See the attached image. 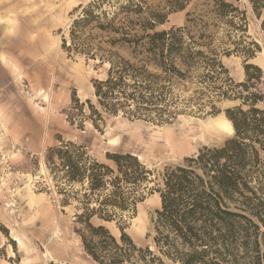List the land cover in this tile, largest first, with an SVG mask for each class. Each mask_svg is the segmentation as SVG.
I'll return each instance as SVG.
<instances>
[{"label":"trees","instance_id":"16d2710c","mask_svg":"<svg viewBox=\"0 0 264 264\" xmlns=\"http://www.w3.org/2000/svg\"><path fill=\"white\" fill-rule=\"evenodd\" d=\"M238 1L204 0L183 25L162 29L174 8L146 0H91L77 9L63 48L107 71L92 80L95 101L74 97L71 123L80 116L98 127L105 116L121 115L165 124L187 113L223 112L234 129L223 145L204 146L159 172L132 152H107L103 161L62 137L49 147L59 202L74 206V231L95 263L264 264V73L249 62L261 47L248 41L247 11ZM249 2L264 33V0ZM232 53L245 57L242 81L223 62ZM222 101L234 104L222 109ZM154 193L161 206L152 245L140 246L125 216ZM102 221H115L119 235Z\"/></svg>","mask_w":264,"mask_h":264},{"label":"rangeland","instance_id":"374dc122","mask_svg":"<svg viewBox=\"0 0 264 264\" xmlns=\"http://www.w3.org/2000/svg\"><path fill=\"white\" fill-rule=\"evenodd\" d=\"M90 1L0 0V264H97L74 231V206L61 205L47 167V149L58 144L60 137L85 145L90 155L103 161L107 152H132L159 172L165 166L183 164L204 146L223 145L234 134L225 130L220 139H200L188 151L171 154L157 148L165 132L183 138L201 130L200 126H212L214 118L225 117L224 113H187L165 124L121 115L105 116L98 127L80 116L71 123L74 97L95 101L92 80L107 71L106 65L69 53L62 45L77 9ZM203 1L146 0L164 11L174 8L159 29L183 25L188 11L200 13ZM236 4L247 11L248 41L255 40L261 47L249 62L264 73L261 19L249 0ZM182 5L185 9L178 10ZM223 62L235 80L245 79L243 54L224 56ZM233 104L218 105L224 109ZM160 206L154 193L138 205L135 216H125L126 230L140 246L152 245V218ZM93 222L101 221L94 218ZM102 222L119 235L115 221Z\"/></svg>","mask_w":264,"mask_h":264},{"label":"bare ground","instance_id":"6f19581e","mask_svg":"<svg viewBox=\"0 0 264 264\" xmlns=\"http://www.w3.org/2000/svg\"><path fill=\"white\" fill-rule=\"evenodd\" d=\"M60 38V37H59ZM221 117V116H220ZM217 117L214 118L215 122L212 126H203L199 127L201 130L197 132H191L186 137L177 136L171 132H165L162 136H160V142L157 144V148L161 151H167L171 154H178L184 151H188V149L194 146L200 139H206L211 137L222 138L224 136L225 130H229L233 132V125L226 117ZM202 125V123H201ZM207 125V124H205ZM184 132V131H183ZM228 132V131H227ZM188 133V132H187ZM210 140V139H209ZM205 141V140H204ZM191 149V148H190ZM141 158V156H139ZM159 202L161 204L160 195L157 193ZM56 227V226H55Z\"/></svg>","mask_w":264,"mask_h":264},{"label":"water","instance_id":"95a60500","mask_svg":"<svg viewBox=\"0 0 264 264\" xmlns=\"http://www.w3.org/2000/svg\"><path fill=\"white\" fill-rule=\"evenodd\" d=\"M233 132H234V130H233Z\"/></svg>","mask_w":264,"mask_h":264}]
</instances>
